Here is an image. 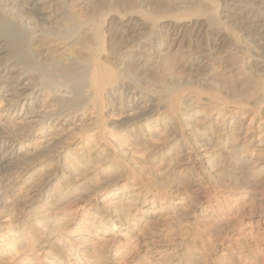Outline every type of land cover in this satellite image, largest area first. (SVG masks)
<instances>
[{
    "label": "bare ground",
    "instance_id": "1",
    "mask_svg": "<svg viewBox=\"0 0 264 264\" xmlns=\"http://www.w3.org/2000/svg\"><path fill=\"white\" fill-rule=\"evenodd\" d=\"M33 1L0 0V116L17 125L9 132L0 120V175L15 171L0 179V264L36 242L57 264H216L206 249L215 237L226 239L225 264H264V0H222L221 17L255 47L230 56L241 66L229 77L227 64L206 62L230 43L208 39L220 0L163 16L110 7L78 16L67 0H38L53 10L35 15L46 26L29 35L6 13L33 16ZM185 24L201 51L179 67L160 40ZM4 32L25 45L18 62ZM146 71L153 77L138 76ZM246 201L261 210V236L245 226L217 236Z\"/></svg>",
    "mask_w": 264,
    "mask_h": 264
},
{
    "label": "rangeland",
    "instance_id": "2",
    "mask_svg": "<svg viewBox=\"0 0 264 264\" xmlns=\"http://www.w3.org/2000/svg\"><path fill=\"white\" fill-rule=\"evenodd\" d=\"M37 1L38 0H34L31 4H29V7L32 10L34 9L33 10L34 13L32 14L33 16L25 15V14L23 15L21 12H19L17 10L16 7H13L11 9V11L7 10L8 12L6 13L7 15L10 16V14H13V12H14L16 14L15 17L17 18V21L19 22V24H21L22 28L25 29V31L29 35L32 34V32H34L35 35H37L38 33L40 34L41 27L43 26L42 28L45 29L44 25L46 26V24H43V23L37 24L35 22V19H34L35 15H40L41 14L40 11L43 9V6L45 5V4H41V3H39V4L35 3ZM58 1L61 2L63 0H58ZM67 1H69V3H70V6H69L70 13L78 15V16L84 15L85 12H86L85 15H87V14L92 15V14H94V12L98 11L99 9H106L107 7L112 8L113 12H115L117 14H122L123 12L130 10V11H137V12H140L143 14H153L156 16H163L164 14H166L168 12V11H166L168 8H170L171 13H172V9H174V11H175V9L176 10L179 9L178 10V12H179L181 8H182V12L184 10L185 13L187 11L193 12L196 9H198L197 11H199V10L200 11H202V10L206 11L207 9H209L206 2H205L206 4L205 3L203 4L202 2H199L197 0L196 1L195 0H184V1L183 0H67ZM9 8L7 7L6 9H9ZM201 8H203V9L201 10ZM51 9L53 10L52 5H50L46 9H43V12L47 13ZM224 10H225L224 3L222 0H220L218 11L214 14V17L217 20L218 24L216 26L210 27V29L207 31L208 32L207 34H208V39L211 42V45H212V43H215L214 41L217 40L218 37L223 36V35L226 36L228 38V40L230 41L229 47L227 46V49H225L226 51L225 50L220 51L216 48H213L210 51V58L206 62L208 64V66H210V67L212 66L214 68L219 66V64L220 65L227 64L228 67L225 70L221 71L220 75L224 76L226 74L225 76L229 77V71L231 69H233L235 71L238 70V68L240 69L241 63H240V60L238 59L239 61H236L235 64L231 65L230 64L231 62L228 60L231 58H235V56L238 57V55H240L239 54L240 51L242 53V50L250 49L251 51H253L255 49V47H254V43L252 44L251 41H249L248 38H246V33L244 32L243 29H241V27L235 25L234 22H232L231 20H228L224 17H221L222 15H224L226 13ZM257 10L258 9L253 7V11L257 12ZM170 12H168V13H170ZM178 12H176V13H178ZM15 14H13V15H15ZM173 14H175V13H173ZM201 21L206 22L205 18L202 19ZM113 24H112L113 26L110 25L106 28V31L108 33L112 32L113 28L115 27V23H113ZM0 25H1V22H0ZM185 26H186V28L184 30L180 31L179 33H175V34L163 33L161 36V40H160L163 43V45L161 47L162 57H168L170 59V61L172 62V64H174L175 66L179 65V67H186L185 65H189L192 61H195V59H197L198 56L200 55L199 53L201 51L199 43H198L199 45L198 44H194V45L189 44V40H188L189 37L188 36L192 35L193 31H192L191 27H188L189 26L188 24H185ZM54 30H56L57 32H60V29H54ZM1 40L5 41L4 44H5V49H7L6 52L7 53L11 52L10 53L11 54V60L13 62H15V61L18 62L20 59H23L25 57V53H26V49H24L25 45L23 46V42L18 40L17 37L7 35L4 32L3 36H1ZM121 45L124 46L125 44H121ZM121 45H119V46L123 47ZM238 50H239V53H237ZM123 55H125V53H121V54L119 53V55L117 57L118 60L116 61V63L119 62V59ZM168 55H170V56H168ZM230 56H231V58H230ZM133 64H135V63L134 62L125 63L129 73L131 72V73L135 74V73H137V71L134 69L135 67ZM151 72L146 71L145 72L146 74L141 73L138 76L139 77H141V76L145 77L146 76L148 78L149 77L151 78V76L153 77V73H151ZM12 75H14V74H11L9 77H12ZM241 75L239 76L240 78H242ZM113 119L115 121H118V120H121L122 117L115 115L113 117ZM0 120H1L2 124L4 125V127L6 128V130L9 132L10 131L13 132V129H15L17 126L15 124V122L13 121V118L11 116L10 117H1L0 116ZM14 173H15L14 170H10V171L4 170L3 173H1V175H0V179L3 181L5 179H7L10 175H13ZM2 174H4V177ZM1 180H0V183L2 182ZM263 191L264 190H259V191H257V193L261 194ZM263 194L264 193H262L261 195H263ZM247 203H248V205H246ZM244 206H245V208L243 207L244 210L242 209L243 210L242 217L238 220L239 223L237 222L235 224V226L237 228L235 226L234 227H232V226L227 227L226 226L227 228H225V227L223 229L221 228L222 231H220V233H219L220 235H217V236H221V237L223 235L225 236L226 232H227V234L228 233L231 234V232H235V231L237 232V231H239V228L240 229L242 227L244 228V226L246 228H248L249 230H252V229L255 231L259 230V229H257L258 227H257L256 221L261 216V210L259 209V207H254V206L252 207L250 201H246ZM244 224H246V225H244ZM240 225H241V227H240ZM26 232L28 233V237L31 236L29 229H27ZM256 233L258 234V236L260 234H262L260 232V230L256 231ZM47 236H49V235L47 234ZM51 236H53V235H51ZM215 238L217 240L219 239L218 237H215ZM215 238L212 239V243L207 244V247H206L207 253L210 254L209 255L210 258H213L216 264H225L226 262H230V260H228V259H230V255L227 254V252L225 250V246H224V244H225L224 242H226V239L222 238V239H224L223 241L221 240L222 242L215 243L217 241ZM1 239H2V237H0V251H1ZM29 239L32 240L34 238L30 237ZM76 248L78 250H80L79 246H77ZM262 254H264V251H262ZM22 256L24 257V259H26L23 263L57 264L54 260L49 258L48 255L44 254L41 251L40 245H38L37 242L34 243L32 252L27 253L25 256L19 255L18 257H21V258H18V257H17V259L13 258V260L10 261L11 262L10 264H15L14 260L20 261L23 258ZM87 256L88 255H86V254L84 255V257H87ZM99 257L95 256V258L93 260L90 259V264L99 263V260H98ZM263 259H264V257H263Z\"/></svg>",
    "mask_w": 264,
    "mask_h": 264
}]
</instances>
